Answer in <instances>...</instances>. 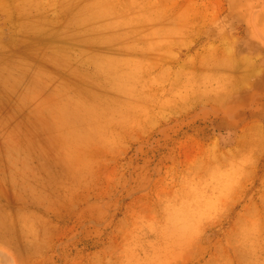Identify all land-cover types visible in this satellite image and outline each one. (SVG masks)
Returning <instances> with one entry per match:
<instances>
[{
	"label": "rangeland",
	"instance_id": "rangeland-1",
	"mask_svg": "<svg viewBox=\"0 0 264 264\" xmlns=\"http://www.w3.org/2000/svg\"><path fill=\"white\" fill-rule=\"evenodd\" d=\"M0 264H264V0H0Z\"/></svg>",
	"mask_w": 264,
	"mask_h": 264
},
{
	"label": "bare ground",
	"instance_id": "bare-ground-1",
	"mask_svg": "<svg viewBox=\"0 0 264 264\" xmlns=\"http://www.w3.org/2000/svg\"><path fill=\"white\" fill-rule=\"evenodd\" d=\"M226 49H227V47H226ZM220 52H221V51H220ZM223 52H226V51L224 50ZM223 52H221V53L223 54ZM226 54H227V52H226ZM224 55H225V54H224ZM224 55H223V57L226 56V55H225V56H224ZM228 61H229V60H228ZM226 62H227V60H226ZM237 64H239V63H237ZM231 65H232V63H231ZM231 65H230V66H231ZM235 65H236V64H235ZM245 65H246V64H245ZM245 65H244V66H245ZM232 66L234 67V65H232ZM237 66H238V65H237ZM244 66H243V67H244ZM251 66H252V65H251ZM248 67H249V65H248ZM224 68H225V67H224ZM235 68H237V67H235ZM227 69H228V68H227ZM227 69H226V70H227ZM251 69H252V67H251ZM251 69H250V71H251ZM241 72H242V71H241ZM239 73H240V72H239ZM248 73H249V72H248ZM243 74H245V73H243ZM223 75H224V74H223ZM241 75H242V74H241ZM241 75H239V76H241ZM224 76H226V75H224ZM242 76H243V75H242ZM242 76H241V77H242ZM244 76H245V75H244ZM251 76H252V75H251ZM222 78H223V77H222ZM239 78H240V77H239ZM242 79H243V78H242ZM223 80H224V79H223ZM233 80H234V79H233ZM229 81H230V80H229ZM235 81H236V80H235ZM235 81H234V82H235ZM220 82H221V81H220ZM234 82H233V83H234ZM237 82H238V81H237ZM237 82H235V85H236V86H237V84H236ZM221 84H222V83H221ZM243 84H244V83H243ZM243 84H242V85H243ZM226 85H227V84H226ZM240 85H241V84H240ZM227 86H228V85H227ZM238 86H239V85H238ZM225 87H226V86H225ZM240 87H241V86H240ZM240 87H238V88H240ZM238 88H237V89H238ZM235 89H236V88H235ZM232 90H233V89H232ZM238 90H239V89H238ZM252 126H253V125H252ZM260 126H261V125H260ZM254 127H255V126H253L252 131H253V130L256 131L255 134H257V131H258V132H262V131H260V130H256L257 128L254 129ZM242 130H243V129H242ZM244 130H245V129H244ZM250 130H251V128H250ZM250 130H249V131H250ZM254 131H253V132H254ZM246 132L249 133L248 131H246ZM253 132H250V133L253 135ZM242 134H243V133H242ZM255 134H254V135H255ZM245 135H247V134L244 133V137H246ZM252 135L249 134V138H251L250 136H252ZM257 135H258V134H257ZM247 136H248V135H247ZM259 136H260V135H259ZM259 136H258V137H259ZM241 137H242V136H241ZM247 138H248V137H247ZM254 138H257V137L255 136V137H253L252 139H254ZM262 138H263V137H262ZM243 139H244V138H241V140H242L243 142L248 140V139H247V140H246V139L243 140ZM259 139H260V138H259ZM250 141H251V140H250ZM253 141H254V140H253ZM253 141H251V142H253ZM260 141H261V139H260ZM251 142H250V144H251ZM245 143H246V142H245ZM242 144H243V143H242ZM248 144H249V143H248ZM245 145H246V144H245ZM213 148H214V147H213ZM241 149H242V148H240V150H241ZM215 150H216V149H215ZM242 150H243V149H242ZM228 151H229V150H228ZM228 151H227V154H228ZM230 153H231V152H230ZM237 154H240V153L238 152ZM230 155H231V154H230ZM230 155H229V156H230ZM227 156H228V155H227ZM229 156H228V157H229ZM233 156H234V155H233ZM233 156H232V157H233ZM235 156H236V155H235ZM235 156H234V157H235ZM234 157H233V158H234ZM226 158H227V157H226ZM231 159H232V158H231ZM227 160H228V159H227ZM229 160H230V159H229ZM228 162H229V161H228Z\"/></svg>",
	"mask_w": 264,
	"mask_h": 264
}]
</instances>
